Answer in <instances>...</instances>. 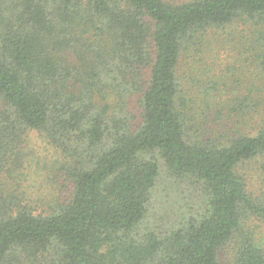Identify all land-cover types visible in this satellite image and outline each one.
I'll list each match as a JSON object with an SVG mask.
<instances>
[{"label": "trees", "instance_id": "1", "mask_svg": "<svg viewBox=\"0 0 264 264\" xmlns=\"http://www.w3.org/2000/svg\"><path fill=\"white\" fill-rule=\"evenodd\" d=\"M215 41L244 90L200 66ZM258 168L264 0H0V264H264Z\"/></svg>", "mask_w": 264, "mask_h": 264}, {"label": "rangeland", "instance_id": "2", "mask_svg": "<svg viewBox=\"0 0 264 264\" xmlns=\"http://www.w3.org/2000/svg\"><path fill=\"white\" fill-rule=\"evenodd\" d=\"M213 47V53H204L203 62L200 63V66L205 67L207 65H211L213 73L216 71L219 76L224 78L225 83L222 82L221 89L223 91L225 90V94L236 90L241 91L248 87L252 82V77H250V71L245 66L246 63L242 61V57L239 56V53H237L236 49L232 48L235 47L234 43H228L227 41V44L219 45L215 41ZM131 109L137 114L139 113V108L137 107L135 99L131 102ZM31 135L32 136L28 142L29 149L33 150L37 154H40L42 158L47 161L48 156L53 154V149L47 143H42L40 138H36V134L33 133ZM43 163L40 164V166L43 169L45 175L47 170H45ZM43 179H45L46 182H40V180H38L33 185L30 184L34 180V173H32L30 177L26 179L28 183H30L29 185H25L29 190V194H39V191L41 190L46 194L45 196H48L50 190L57 188V181L55 177L54 180L56 182L54 183H50L51 179L46 177H43ZM255 183L257 185L256 189L258 191L264 189V169L258 168L256 171ZM184 185V188L177 192L173 197H166L164 205L161 208L162 212L158 217L164 214L165 218L168 215L170 218H173L177 210L182 207L183 202L193 203V200L191 197H189V194L194 198L196 203L199 201V197L197 196L198 191L195 189H190V187L193 185H190L186 182ZM58 188L57 196L59 198H64L67 196L68 188L63 186L62 179Z\"/></svg>", "mask_w": 264, "mask_h": 264}]
</instances>
